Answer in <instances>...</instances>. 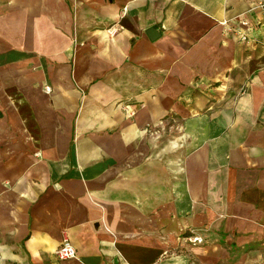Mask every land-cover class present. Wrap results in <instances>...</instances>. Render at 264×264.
Wrapping results in <instances>:
<instances>
[{
  "label": "crops",
  "instance_id": "obj_1",
  "mask_svg": "<svg viewBox=\"0 0 264 264\" xmlns=\"http://www.w3.org/2000/svg\"><path fill=\"white\" fill-rule=\"evenodd\" d=\"M259 1L0 0L1 264H264Z\"/></svg>",
  "mask_w": 264,
  "mask_h": 264
},
{
  "label": "built area",
  "instance_id": "obj_2",
  "mask_svg": "<svg viewBox=\"0 0 264 264\" xmlns=\"http://www.w3.org/2000/svg\"><path fill=\"white\" fill-rule=\"evenodd\" d=\"M254 9L260 10L264 12V0H260L254 7ZM223 26L224 34L228 37H235L239 39L240 42L252 45L257 43L258 40L251 35V31L253 30V25L251 22L247 20H241L240 24L237 25L234 21L230 22L228 20H224L221 22ZM242 25V26H241ZM264 45V36L261 40ZM47 90H49L47 88ZM129 116H134L135 112L126 111ZM187 242H191L193 244H202L204 238L202 236L197 235L196 233L190 231V233L184 236ZM56 255L60 260H69L77 257V250L74 246L72 240L65 234L63 236L62 242L56 251Z\"/></svg>",
  "mask_w": 264,
  "mask_h": 264
},
{
  "label": "rangeland",
  "instance_id": "obj_3",
  "mask_svg": "<svg viewBox=\"0 0 264 264\" xmlns=\"http://www.w3.org/2000/svg\"><path fill=\"white\" fill-rule=\"evenodd\" d=\"M4 2H5V0H4ZM127 111V110H126ZM135 116V115H134ZM134 116H130V117H134ZM155 134V133H154ZM157 134V133H156ZM174 135H175V133H174ZM192 231V232H194V233H196V230H191V228L190 229H187L186 231ZM197 233H199V232H197ZM196 233V234H197ZM187 233H184V234H181V235H179V237H178V243H179V245L181 246V247H184L183 249H181V247L180 248H178V247H173V248H170V249H166L164 252H163V254H162V256L160 257V259H171V258H177L179 255H181V254H183V252H184V254H190V252L187 250V247H192V246H196V245H202V244H204V243H206V239L204 238V235H203V233H199V234H197V235H199V236H202L203 238H204V241H203V243L202 244H193V243H191V242H187L186 241V239H184L185 237V235H186ZM187 250V251H186ZM1 264V263H0Z\"/></svg>",
  "mask_w": 264,
  "mask_h": 264
},
{
  "label": "water",
  "instance_id": "obj_4",
  "mask_svg": "<svg viewBox=\"0 0 264 264\" xmlns=\"http://www.w3.org/2000/svg\"><path fill=\"white\" fill-rule=\"evenodd\" d=\"M155 30L152 29L150 32H149V35L152 37V33L154 32Z\"/></svg>",
  "mask_w": 264,
  "mask_h": 264
},
{
  "label": "trees",
  "instance_id": "obj_5",
  "mask_svg": "<svg viewBox=\"0 0 264 264\" xmlns=\"http://www.w3.org/2000/svg\"><path fill=\"white\" fill-rule=\"evenodd\" d=\"M189 234V233H188Z\"/></svg>",
  "mask_w": 264,
  "mask_h": 264
}]
</instances>
